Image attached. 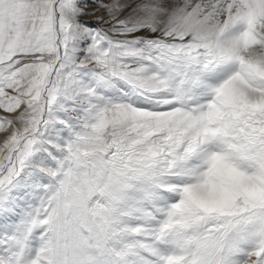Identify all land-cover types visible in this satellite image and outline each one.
<instances>
[{
	"label": "snow or ice",
	"instance_id": "6c2138e0",
	"mask_svg": "<svg viewBox=\"0 0 264 264\" xmlns=\"http://www.w3.org/2000/svg\"><path fill=\"white\" fill-rule=\"evenodd\" d=\"M0 264H264V0H0Z\"/></svg>",
	"mask_w": 264,
	"mask_h": 264
},
{
	"label": "rangeland",
	"instance_id": "374dc122",
	"mask_svg": "<svg viewBox=\"0 0 264 264\" xmlns=\"http://www.w3.org/2000/svg\"><path fill=\"white\" fill-rule=\"evenodd\" d=\"M0 114H3V113H0Z\"/></svg>",
	"mask_w": 264,
	"mask_h": 264
}]
</instances>
